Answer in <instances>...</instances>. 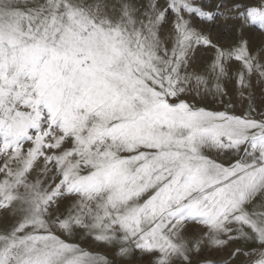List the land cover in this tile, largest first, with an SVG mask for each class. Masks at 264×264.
Returning <instances> with one entry per match:
<instances>
[{
    "label": "snow or ice",
    "instance_id": "1",
    "mask_svg": "<svg viewBox=\"0 0 264 264\" xmlns=\"http://www.w3.org/2000/svg\"><path fill=\"white\" fill-rule=\"evenodd\" d=\"M0 264H264V0H0Z\"/></svg>",
    "mask_w": 264,
    "mask_h": 264
}]
</instances>
